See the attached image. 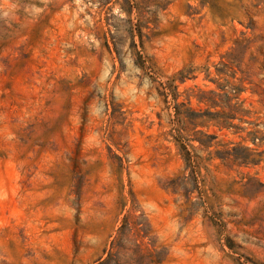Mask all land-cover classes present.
Masks as SVG:
<instances>
[{"label":"rangeland","instance_id":"1","mask_svg":"<svg viewBox=\"0 0 264 264\" xmlns=\"http://www.w3.org/2000/svg\"><path fill=\"white\" fill-rule=\"evenodd\" d=\"M0 264H264V0H0Z\"/></svg>","mask_w":264,"mask_h":264}]
</instances>
